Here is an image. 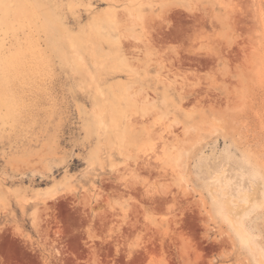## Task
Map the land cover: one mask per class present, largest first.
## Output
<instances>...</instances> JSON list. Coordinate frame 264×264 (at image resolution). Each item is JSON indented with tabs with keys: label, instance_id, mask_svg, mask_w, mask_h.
Segmentation results:
<instances>
[{
	"label": "rangeland",
	"instance_id": "374dc122",
	"mask_svg": "<svg viewBox=\"0 0 264 264\" xmlns=\"http://www.w3.org/2000/svg\"><path fill=\"white\" fill-rule=\"evenodd\" d=\"M0 264H264V0H0Z\"/></svg>",
	"mask_w": 264,
	"mask_h": 264
},
{
	"label": "bare ground",
	"instance_id": "6f19581e",
	"mask_svg": "<svg viewBox=\"0 0 264 264\" xmlns=\"http://www.w3.org/2000/svg\"><path fill=\"white\" fill-rule=\"evenodd\" d=\"M170 80V79H169Z\"/></svg>",
	"mask_w": 264,
	"mask_h": 264
}]
</instances>
